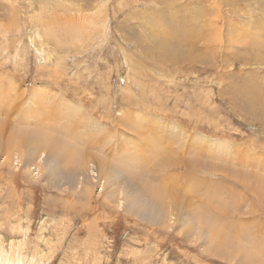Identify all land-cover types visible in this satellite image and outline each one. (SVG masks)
Listing matches in <instances>:
<instances>
[{"label":"rangeland","instance_id":"374dc122","mask_svg":"<svg viewBox=\"0 0 264 264\" xmlns=\"http://www.w3.org/2000/svg\"><path fill=\"white\" fill-rule=\"evenodd\" d=\"M0 83L21 93L0 97V264H264V0H0ZM36 127L64 160L18 145ZM145 146L189 161L128 159ZM127 167L177 175L209 239L181 200L175 223L128 213Z\"/></svg>","mask_w":264,"mask_h":264},{"label":"bare ground","instance_id":"6f19581e","mask_svg":"<svg viewBox=\"0 0 264 264\" xmlns=\"http://www.w3.org/2000/svg\"><path fill=\"white\" fill-rule=\"evenodd\" d=\"M66 22V21H65ZM51 27V26H50ZM55 27V26H54ZM67 28V27H66ZM54 30V29H53ZM251 44V43H250ZM1 84V83H0ZM3 94L5 96H7V98H16V99H20L21 98V93L17 92L13 95H11L9 93V87L8 86H2L0 89V97H2V91ZM4 95H3V100L4 102L7 101L8 99H4ZM9 96V97H8ZM2 101V99L0 100V102ZM71 110H74V106L73 104H70ZM32 109V106L30 107H25L24 111H25V115H21V118L24 120H19L18 123H22V122H27V117L31 114L30 110ZM17 110V109H16ZM2 114V113H0ZM9 114H11V112L8 113V110L5 111L4 115L2 114L1 117V126H0V145L1 143L3 144V147L9 146L10 142H13V138L11 139H7V141H5V132H6V123L8 122V117L10 116ZM89 121V120H88ZM89 123V122H88ZM87 124V123H86ZM17 128V127H16ZM88 127H86V131H91L90 129H87ZM17 132L20 130V128H17ZM27 133L25 135V137L21 140V142H17L19 146H29L30 148H33L32 153H34L35 156H42L45 157L47 154V157L54 160V161H59L64 158L63 153L64 150L63 149H54L52 146H58V144L60 145V136L58 137V135L52 133L49 130H46L42 127H36L35 129H29L27 128ZM142 138L147 136V133H141L140 134ZM13 137V136H12ZM31 137V139H30ZM42 137V139L40 138ZM53 138V139H52ZM53 140L54 142L49 143V140ZM63 139V138H62ZM15 143V142H14ZM35 145V146H34ZM63 145V144H62ZM136 145V144H134ZM133 145V147H134ZM25 146V147H26ZM41 147H44L45 149L42 150L41 152L39 151ZM67 147V146H65ZM131 147V145H130ZM145 147H140L137 151H133L132 153L129 154L128 159L130 161H137L138 163H140V165H144L145 162H150V161H154L155 158L158 159L159 163L162 164H166V162H164L165 160H170L167 161L169 162V164H172L174 162H177L178 165L181 163V161L184 162V160L186 162H188L189 160L187 158H180L177 157L175 155L170 156L173 153V148H167L164 151H160V152H154V153H144L145 151ZM126 151V150H125ZM144 151V152H143ZM124 152V151H123ZM122 152V153H123ZM119 152L117 151L116 154H118ZM170 155H167V154ZM184 154V153H183ZM85 157L82 155V158L84 159V162H81L79 168L73 167L70 168V171L66 174L67 178H76L77 183L79 185L82 186H87V185H91L93 184V182L98 181V179L102 180L101 177V173L98 170V168L95 167V164H91V166L88 167V165L86 164L88 161V157H90L91 154H84ZM167 155V156H166ZM179 155V154H178ZM88 156V157H87ZM167 157L165 159V157ZM18 157V156H17ZM16 157V158H17ZM125 157V156H124ZM162 157L165 160H162ZM6 160V157L4 158ZM160 159L163 161H160ZM13 160V159H12ZM64 160V159H63ZM100 162L102 163V165L105 164V161L103 162L102 159L100 158ZM33 163H29L27 165V167L32 166ZM60 165V164H59ZM175 165V164H174ZM173 165V166H174ZM150 166V165H149ZM148 166V167H149ZM171 166V167H173ZM191 166V165H190ZM56 167V166H55ZM146 167V166H145ZM184 167V166H183ZM194 167V166H192ZM191 167V168H192ZM127 170V172L124 171V168L121 169V172L123 174H128L130 176L131 181L127 180V191L125 193L120 192L121 195H123V198L126 199V205H124L125 210L128 213H131L132 215L139 217L142 220H146L148 222H153L156 225H163L168 221H171L172 223H175L177 221H182V219L179 218L178 215H176L172 210L169 209L170 205H172L173 207H175L174 205H177L178 200L184 201V204L186 206V204L190 205L188 206L186 209V213H184L186 215V218L188 217V219L190 218L192 220V222L196 225L193 226V228L195 229L196 232H198L200 235H202V237H205L207 239L208 236L207 234H205V231L203 229V227L201 226V224H196L198 223V219L201 217V209L200 207H197L194 203L192 204V201L188 200V199H184L181 196H185V194H183V186H179L177 183H175L174 181H171V183H169V179L172 177H174V174L172 175H164L162 177V179L160 178H156L155 175H157V173L159 171H156L154 168L153 169H147L146 171H144L142 169L139 170H133L130 167L125 168ZM146 169V168H145ZM169 169H175V168H169ZM185 169V168H183ZM162 171V170H161ZM176 172V170H173ZM172 171V172H173ZM151 172V175L148 176L147 173ZM185 172V171H184ZM188 172V171H186ZM185 172V174H186ZM181 173V171H180ZM189 173V172H188ZM187 173V174H188ZM53 175H57V174H61V172L59 171L58 167H56V171H53L52 173ZM136 174V175H135ZM234 174V173H233ZM160 175V174H159ZM176 175V174H175ZM180 175V174H179ZM177 176V175H176ZM175 176V177H176ZM185 176V175H184ZM100 177V178H99ZM142 181H146L145 185L142 184V186L139 184L136 185L134 184L137 179H140ZM174 177V178H175ZM126 178V177H125ZM144 178V180L142 179ZM177 178V177H176ZM175 178V179H176ZM180 178V177H179ZM183 179V178H182ZM186 179V178H185ZM239 179V178H238ZM126 180V179H125ZM196 180V179H195ZM160 181V182H159ZM177 181V180H176ZM182 181V180H181ZM188 181V180H187ZM198 182V181H197ZM196 182V183H197ZM205 182V181H204ZM179 183V181H178ZM194 183V184H196ZM149 184V185H148ZM182 184V183H181ZM131 185V186H130ZM202 185V184H201ZM148 186V187H147ZM223 186V184H222ZM261 186V185H260ZM150 187V188H149ZM188 187V186H187ZM186 187V188H187ZM194 187V186H193ZM197 188V186H196ZM202 188V186H201ZM200 188V189H201ZM210 188V187H209ZM185 191V190H184ZM258 191V190H257ZM128 193V195L126 194ZM182 194V195H181ZM194 194V193H193ZM181 195V196H180ZM264 195V194H263ZM110 196V195H109ZM196 196V195H194ZM112 198H115V196H111ZM258 197V196H257ZM176 203V204H175ZM183 203V202H182ZM209 202H205L204 206H208ZM120 206H123L120 202ZM210 207V206H209ZM208 207V208H209ZM210 211V213L212 212V210L209 208L208 209ZM226 210H222L223 214ZM183 213V212H182ZM213 213H211L210 215H212ZM204 215V212H203ZM227 216V215H226ZM258 223V222H257ZM227 224V223H226ZM228 225V224H227ZM201 226V227H200ZM199 228V229H198ZM233 228V227H232ZM227 231V230H226ZM190 233V232H189ZM242 233V232H240ZM212 237L214 238V235L216 234L215 231L212 229ZM221 234H224V231ZM217 235V234H216ZM220 235V234H219ZM218 235V236H219ZM251 235V234H250ZM248 236V235H247ZM238 237V236H237ZM241 237V235H240ZM221 238V237H220ZM227 238V236H226ZM214 242V241H213ZM222 242V241H221ZM250 242V241H249ZM252 242V241H251ZM218 243V242H217ZM217 245V244H216ZM225 245V244H224ZM223 245V246H224ZM221 248L222 245L220 246ZM216 248V247H215ZM97 249V248H96ZM217 249V248H216ZM215 249V250H216ZM224 249V248H223ZM225 250V249H224ZM222 252V251H221ZM224 252V251H223ZM226 252V251H225ZM227 253V252H226ZM225 253V254H226ZM221 254V253H220ZM248 255V254H247ZM249 256V255H248Z\"/></svg>","mask_w":264,"mask_h":264},{"label":"crops","instance_id":"0c3cea01","mask_svg":"<svg viewBox=\"0 0 264 264\" xmlns=\"http://www.w3.org/2000/svg\"><path fill=\"white\" fill-rule=\"evenodd\" d=\"M19 257H17L16 259H18Z\"/></svg>","mask_w":264,"mask_h":264}]
</instances>
